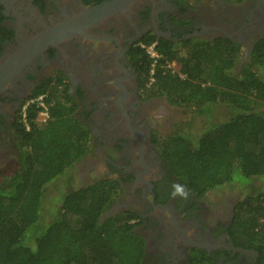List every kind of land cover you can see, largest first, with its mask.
Here are the masks:
<instances>
[{"label":"flooded vegetation","instance_id":"flooded-vegetation-1","mask_svg":"<svg viewBox=\"0 0 264 264\" xmlns=\"http://www.w3.org/2000/svg\"><path fill=\"white\" fill-rule=\"evenodd\" d=\"M105 1L0 0V168L8 162L18 168L20 123L30 107L37 119L45 112L42 121L49 118L48 96L57 91L53 101L71 107L89 131L90 148L72 166V186L114 182L116 195L102 217L130 216L144 239L142 264H264V249L234 224L251 188L235 183L198 196L173 174L156 136L160 96L144 88L136 62L151 44L229 39L241 45L238 69L264 36V0H131L90 22L89 10ZM70 21L73 33L60 38ZM174 182L186 187L187 199L170 196Z\"/></svg>","mask_w":264,"mask_h":264},{"label":"trees","instance_id":"trees-1","mask_svg":"<svg viewBox=\"0 0 264 264\" xmlns=\"http://www.w3.org/2000/svg\"><path fill=\"white\" fill-rule=\"evenodd\" d=\"M240 48L229 39L159 46L152 81L151 59L142 50L138 53L143 58L136 62L143 69L145 89L184 107L200 122L192 123L186 133L158 140L168 167L189 191L202 196L222 185L262 183L243 197L234 217L236 229L261 250L264 112L258 111V104L264 101V36L253 45L249 61L235 69ZM167 63H176L178 69L165 68ZM50 93L49 118L37 122V108L28 109L26 122L17 130L18 168L0 179V264H142L144 239L129 223L130 216L101 217L116 195L114 182L72 186L71 169L90 148L89 131L71 107L53 101L57 91ZM219 105L228 113L214 122L210 115ZM60 178L66 190L46 217V185ZM190 264L215 263L193 259Z\"/></svg>","mask_w":264,"mask_h":264},{"label":"rangeland","instance_id":"rangeland-1","mask_svg":"<svg viewBox=\"0 0 264 264\" xmlns=\"http://www.w3.org/2000/svg\"><path fill=\"white\" fill-rule=\"evenodd\" d=\"M149 58V57H148ZM244 63V62H242ZM241 63V64H242ZM167 64L170 65V67L167 66ZM164 64V67L167 69H171L176 71L178 69V65L176 63H167ZM240 64V65H241ZM153 67L152 61H151V68ZM159 101L158 103L154 104L153 110L154 113H156L157 118H159V130L160 134L156 135L157 139L162 141L167 137L173 136L177 132H187L192 126V123L200 124L199 120L197 118L191 117L190 113L185 110L184 107H180L178 105H172L169 104L167 99L163 96H160V98H157ZM258 111L264 112V101H260L258 104ZM228 111L226 107L219 105L216 112L211 116V120L216 122L223 120L224 117L227 115ZM44 116L39 115V118L36 119L37 122H42V118ZM198 126V125H197ZM202 126V125H201ZM16 166L15 163H6L4 166H1L0 168V179H3L4 177L8 176L10 172H12ZM72 181L75 182L74 177L76 176V173H74V170H72ZM99 179V178H98ZM62 178L60 179H54L51 182H49L46 185V199L44 202L45 205V213L46 217L51 214L52 208L56 209L58 203H59V197L61 194H63L66 190V185ZM256 181V180H255ZM263 186L261 182L257 181L254 182L252 185H249L251 188V192H255L260 189V187ZM74 188H77L74 184Z\"/></svg>","mask_w":264,"mask_h":264},{"label":"water","instance_id":"water-1","mask_svg":"<svg viewBox=\"0 0 264 264\" xmlns=\"http://www.w3.org/2000/svg\"><path fill=\"white\" fill-rule=\"evenodd\" d=\"M131 0H108L105 1L92 9L89 10L88 15L90 16V22L95 21L96 19L100 18L101 16L107 15L114 13L118 11L119 9L123 8L126 6ZM74 22L78 21V19H73ZM73 21H70L64 25H62L59 34L60 38L68 37L70 36L73 32L71 31V26H72ZM57 34V33H56ZM50 40H54L52 37H49ZM6 74V73H4ZM0 83H1V78H0ZM102 217V216H101ZM104 217V216H103Z\"/></svg>","mask_w":264,"mask_h":264},{"label":"built area","instance_id":"built-area-1","mask_svg":"<svg viewBox=\"0 0 264 264\" xmlns=\"http://www.w3.org/2000/svg\"><path fill=\"white\" fill-rule=\"evenodd\" d=\"M146 53H147V56L151 59L152 61V64L154 66V64L157 62V60L160 58V54L158 53L157 49H155L154 45H150L148 47H146ZM173 64V63H172ZM168 67H170L169 64H167ZM153 73H154V69L153 67L150 69L149 71V80L152 81L153 80ZM41 106L42 103H40ZM47 112H45V115H44V118L46 115Z\"/></svg>","mask_w":264,"mask_h":264},{"label":"clouds","instance_id":"clouds-1","mask_svg":"<svg viewBox=\"0 0 264 264\" xmlns=\"http://www.w3.org/2000/svg\"><path fill=\"white\" fill-rule=\"evenodd\" d=\"M188 195L189 192L184 185L175 182L171 184L170 196L173 199H175L177 196H179L182 199H187Z\"/></svg>","mask_w":264,"mask_h":264}]
</instances>
